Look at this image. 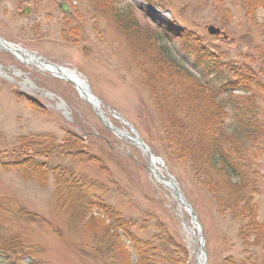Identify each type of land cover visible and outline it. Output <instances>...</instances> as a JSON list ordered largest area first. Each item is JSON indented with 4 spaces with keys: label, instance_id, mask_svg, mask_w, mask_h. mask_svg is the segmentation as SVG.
<instances>
[{
    "label": "rangeland",
    "instance_id": "obj_1",
    "mask_svg": "<svg viewBox=\"0 0 264 264\" xmlns=\"http://www.w3.org/2000/svg\"><path fill=\"white\" fill-rule=\"evenodd\" d=\"M104 1L0 0V39L79 74L110 124L139 136L161 159V174L173 176L198 226L152 177L145 154L108 131L73 84L0 49V246L16 247L6 262L0 255V264L124 263L130 230L152 244L171 240L186 250L187 264H196L200 229L206 264L245 260L240 223L220 212L221 204L167 135L162 110L168 105L154 101L144 76L151 58L139 42L147 38L164 46L204 82L209 77L193 70L189 55L195 47L258 73L264 68L262 11L255 13L254 25L241 0ZM130 21L139 41L121 29ZM210 26L225 39L208 35ZM251 90L264 122V92ZM255 162L260 176L253 202L261 220L264 153ZM65 176L79 179L88 196L65 192ZM250 250L264 257L260 247Z\"/></svg>",
    "mask_w": 264,
    "mask_h": 264
},
{
    "label": "trees",
    "instance_id": "obj_2",
    "mask_svg": "<svg viewBox=\"0 0 264 264\" xmlns=\"http://www.w3.org/2000/svg\"><path fill=\"white\" fill-rule=\"evenodd\" d=\"M241 1L246 19L257 25L255 13L261 10L260 19L264 24V0ZM121 27L128 37L139 41L134 22ZM148 40L139 42L151 58L144 76L157 105L159 100L168 105L162 110V124L167 135L179 149L178 153L191 164L201 186L221 204L220 212H228L232 220L240 223L238 237L247 258L230 264H261L260 259L264 264V257L254 256L250 250L252 246L260 247L264 255V216L259 220L258 206L253 202L255 183L260 176L255 160L264 153V122L258 118L251 90L254 87L264 92L260 74V70L264 73V68L258 73H248L244 67L222 63L203 47H195L191 50L194 53L189 51V55L193 70L200 72L201 77H209L204 82L171 58L164 46ZM229 75L232 79H227ZM168 108L172 111H166ZM64 185V191L69 195L88 196L87 190L82 188L83 183L73 176H65ZM126 235L129 246L125 245V262L120 264H187L186 250L171 240L166 243L163 238H158L159 242L152 244L141 240L131 230ZM2 247L0 255L3 253L4 257L2 255L1 261L6 262L5 257L16 247L7 246V243Z\"/></svg>",
    "mask_w": 264,
    "mask_h": 264
},
{
    "label": "bare ground",
    "instance_id": "obj_3",
    "mask_svg": "<svg viewBox=\"0 0 264 264\" xmlns=\"http://www.w3.org/2000/svg\"><path fill=\"white\" fill-rule=\"evenodd\" d=\"M6 49L17 61L22 62L23 64L27 65H34L38 69H40L42 72H45L47 74H50L58 79L64 80L66 82H69L73 84L77 90L79 91L80 95L92 106L95 108L97 113L101 115L103 118L104 115L100 114V104L96 102L93 97L91 96L89 89L87 87V84L83 81L81 76L77 74L74 71L64 69L62 67H56L49 63L43 62L39 60L35 55L23 51L20 47L10 45L8 43L3 42L0 40V49ZM105 119V118H104ZM124 137L127 139L133 141L135 143L136 139L135 137L131 136L129 133H126L123 130H118ZM149 166H150V172L152 177L155 179V181L163 186L168 192H172V188L170 184L162 179V174L160 172V164L157 162V160L153 157L149 160ZM201 261V257H199Z\"/></svg>",
    "mask_w": 264,
    "mask_h": 264
},
{
    "label": "water",
    "instance_id": "obj_4",
    "mask_svg": "<svg viewBox=\"0 0 264 264\" xmlns=\"http://www.w3.org/2000/svg\"><path fill=\"white\" fill-rule=\"evenodd\" d=\"M62 10L64 12H66V9L63 7ZM207 32L209 35L212 36H218L220 34V31L214 27H208L207 28ZM223 38L225 39V36L223 35ZM100 120L102 121L103 125L105 126V128H107L108 130L112 131L113 133L117 134L118 136H122V134L117 131L116 129H114L113 127L110 126V124L103 119L102 116H99ZM136 146H138L145 154L148 158L151 157V153L149 152V150L147 149V147L143 144V142L141 141V139L138 137L136 138ZM167 177L169 179L170 184L173 187V190L176 194L177 199L179 200L180 204H182L186 210V212L189 214L190 220L192 223L197 224V219H196V214L195 212L192 210V208L189 206V204L185 201V199L183 198L182 193L180 192V190L176 187L175 183L173 182V178L168 174ZM200 239L202 241V236L200 233ZM201 250L203 251V246H201ZM197 264H199V261H197ZM203 264H205V260L203 261Z\"/></svg>",
    "mask_w": 264,
    "mask_h": 264
}]
</instances>
